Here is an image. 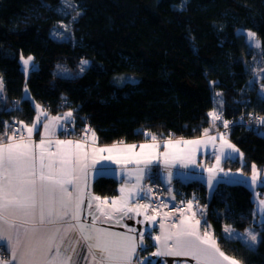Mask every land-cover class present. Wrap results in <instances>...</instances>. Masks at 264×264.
<instances>
[{"label": "trees", "instance_id": "obj_1", "mask_svg": "<svg viewBox=\"0 0 264 264\" xmlns=\"http://www.w3.org/2000/svg\"><path fill=\"white\" fill-rule=\"evenodd\" d=\"M71 4L76 11L69 8L65 16L58 11L61 0H0V133L4 122L32 124L36 104L52 115L71 111L70 132L87 126L102 144L142 141L151 134L159 139L196 137L208 128L210 134L227 135L244 154L243 164L228 158L226 167L249 175L255 165L264 173V126L257 123L264 117V0ZM60 23L68 28H58L63 37L54 38ZM243 29L256 34L258 53ZM176 41L189 44V65L173 57ZM22 56L34 58L28 74ZM81 60L89 61L83 73ZM124 75L133 78L118 83ZM208 90L222 93L223 105H215L221 120L208 115ZM222 120L230 122L227 128ZM149 178L162 183L157 175ZM118 186V179L108 175L98 176L93 184L103 197L115 196ZM172 188L175 198L195 200L205 208L227 254L242 264H264V225L256 221L248 184L225 179L210 192L201 179L176 177ZM229 224L239 231L261 227L260 242L251 246L226 240L223 227ZM147 242L149 253L154 242L150 236Z\"/></svg>", "mask_w": 264, "mask_h": 264}, {"label": "snow or ice", "instance_id": "obj_2", "mask_svg": "<svg viewBox=\"0 0 264 264\" xmlns=\"http://www.w3.org/2000/svg\"><path fill=\"white\" fill-rule=\"evenodd\" d=\"M69 8L76 11L71 0H61V8L58 11L67 16L70 15ZM79 15L77 11V17ZM75 19L76 17H73L74 21ZM60 27L68 28L67 25ZM62 35L55 30L52 33L54 38ZM248 37L251 43L260 46L255 33L249 32ZM32 60L33 57L29 56L23 59V64L28 66ZM88 64L89 61L81 60L79 72L83 73ZM25 91L27 92V89ZM2 93L3 79L0 78V97ZM215 95L221 97L222 93L217 92ZM215 103L223 105L222 99H217ZM16 104L18 105L19 101ZM35 109L43 113L48 122L41 121L39 115L30 125L20 121L22 129L4 122V132L0 133V264H73L78 247L83 253L81 258L85 264H160L152 258H165L162 264H168L166 258H190L195 264H242V261L229 257L221 250L217 238L210 231L211 225L207 224L203 214L197 219V205L194 200L187 201L185 207L173 206L170 212L164 213V219L158 222L162 235L150 234V238L155 241L152 245L155 251L147 256L140 255L148 251L149 246L145 244L147 230L128 235L96 227L99 217L93 212V202L96 213L105 220H115L117 224L129 213L144 215L145 220L156 221L159 206L153 207L150 203L139 202L130 206L133 196H138L139 200L145 199V195H140L144 192L140 185L146 169L158 162L161 156L165 165L180 164L188 167L189 164L195 163L197 147L216 139L208 136V128L203 129L204 136L198 139H168L162 153L156 151L159 144L155 134H151L152 143L125 145L123 141H119L117 143L124 145L123 148H118L115 143L111 146L96 147L95 131L87 126L83 129L82 139H53V122L62 118L48 117L46 110L39 104L35 105ZM72 115L71 111L65 113V122H68ZM208 115L214 120L222 119V112L216 108ZM72 123L74 125V121ZM222 123L227 128L230 122L222 120ZM257 123L264 126V117H259ZM24 130L27 136L23 134ZM59 130L62 133L70 131L63 125L59 126ZM89 132L91 143L88 140ZM142 134L149 135L147 132ZM34 136H39V140H35ZM220 140L222 149L227 147L232 152H239L222 133ZM181 144L186 147H180ZM137 147L139 152L134 151ZM89 148L91 152L88 151ZM105 152L108 153L107 156L100 155ZM222 155L231 158L223 152L216 155L215 166L207 169L210 174L216 170L222 171L219 169ZM101 161L125 166L136 165V183L131 186L122 184L118 196L101 197L89 193L86 202L84 190L87 187V169L91 166L97 175L115 172L114 169L105 168L100 164ZM98 164L100 167H96ZM141 165L143 167H140ZM252 173L251 182L256 184L259 173L255 165L252 166ZM131 175L132 172H129V176ZM227 175L225 173V176ZM171 176L172 173L169 172L168 177ZM213 179L215 177L210 175L209 185ZM260 183L264 184V180ZM151 191V188L147 189V192ZM85 203L86 215L91 217L89 222L83 219ZM181 203L185 204L184 201ZM261 203L264 204V201ZM164 206L167 207L166 204ZM149 209L155 214L148 215ZM172 211L179 213V216L172 223L166 224L165 221ZM114 213L121 215L117 219ZM129 232L136 230L129 228ZM223 232L226 240H243L251 246L260 242L258 234L251 228L238 233L229 224L223 227ZM5 251L9 254L7 258L3 255ZM174 264H188V260L174 261Z\"/></svg>", "mask_w": 264, "mask_h": 264}, {"label": "crops", "instance_id": "obj_3", "mask_svg": "<svg viewBox=\"0 0 264 264\" xmlns=\"http://www.w3.org/2000/svg\"><path fill=\"white\" fill-rule=\"evenodd\" d=\"M51 116H60L62 118L59 121L53 122V124L55 125L52 129V131H53L52 138L53 139L59 138V139L76 140V139L84 138L83 130L76 132L75 134H73L70 131H68L67 133H62L59 130L60 125H63L66 129H70L69 121L71 118L69 119L68 122H65V120L63 119L64 115H52V114L48 115V117H51ZM43 121L48 122L47 120H45V118ZM203 136H204V134L200 135V136H196V137H178V138H167V139L157 138V143L159 144V148L156 151L158 153L164 152L165 151L164 144L166 143V141L168 139H172V140H177V139L194 140V139L201 138ZM208 136L216 137V139L214 141H210L206 144H201L197 147V153L195 156V163L189 164L188 167H183L180 164L165 165L163 157L161 156L159 158L158 162H154L152 165L149 166L148 169H146L145 177H144L143 181L141 182L140 187L144 189V185H145L146 181L149 179V177H151L152 175H157L159 177V179L162 181V184H164L165 187L167 188L166 190L169 191V189H170L169 193L172 195L173 194V188L172 187H173V179L174 178L177 177V178H180L184 181H189V180H193L196 178H200V177H197L195 175H198L200 170H206L209 167H212L213 164H215V161H214L215 156L217 155V151L219 150V147L222 144V141L220 140L219 135L208 133ZM39 138H40L39 136H34L35 140H39ZM204 138L207 139V137H204ZM88 140H89V143H91V133L90 132L88 133ZM123 142L125 145L126 144L139 145L142 143H152V140H151V138H147V139L142 140V141H123ZM114 143L117 144L118 148L124 147V145H122V144H118L117 142H114ZM114 143L102 144V143H99L98 139H97L96 140V147L111 146ZM54 147H55V145H53V149H54ZM180 147H186V146L181 144ZM88 151L91 152V148H89ZM134 151L139 152L140 151L139 147L134 149ZM229 153L230 152H228L227 154L229 155ZM100 155L107 156L108 153L105 152V153H101ZM229 156L232 157L231 155H229ZM100 164H102L105 168L115 170L114 174L109 172V173L103 174V175H108V176H112V177L117 178L119 181L118 190L122 184H128L129 186H131V185L136 183L135 178H134L135 177L134 169L137 167L136 165H131V164H129L127 166L122 165V164L118 165V164L112 163L111 161H101ZM100 164H98L96 167H100ZM140 167H143V165H141ZM225 168H227V167L225 166ZM129 172H132L131 176H129ZM169 172L172 173V176L170 178L168 177ZM237 172H238L237 170H236V172H230V173H227L226 171H223V172L220 171V173H218L217 175L215 174L217 177H215V175H214V177H215L214 181L217 180L216 183H218L219 181H222V179H228V177L233 176V174H235L237 177H241V175H239V173H237ZM225 173H227L228 175L225 176ZM98 176H100V175H97L91 166L87 169V177H86L87 187L84 190L86 202H87L89 193L99 195L96 192H94V187H93L94 181ZM164 177L167 179V181H169L171 183V185H166V183L163 182ZM201 180H202V178H201ZM137 192H139V189H137ZM143 194H144V192L140 193V195H143ZM118 195H120L119 191L115 196H118ZM99 196H101V195H99ZM101 197H103V196H101ZM137 200H138V196H133L132 200L130 201V206L132 204H135ZM139 201H140V203H147V202H142L141 200H139ZM194 204L197 205V207L195 209L197 211V219L201 218V214H203L204 218L206 219L207 218V211L205 210V208L200 207L195 202V200H194ZM153 207H156V206H153ZM171 209L172 208L170 206V203H168L167 207L159 206V214L157 215L159 218L156 221L155 227H154V234L155 235H162L158 222L160 220L164 219V213L170 212ZM108 210L111 211V209H108ZM86 212H87V209H86V203H85V213L83 214V219L85 220V222H89L91 220V217H88L86 215ZM93 212L95 215H97L99 217V219L97 220V224H96V227H99V228H101V225H103V228H107V229L113 228V229H116L119 231L123 230L126 232V231H128V229L126 227H121V225H125V223H124L125 219H128L129 225L136 226V223L139 221L138 223L141 224V228L143 227L142 220H144V215L136 216L135 213H129L128 216H125L123 218V220L121 221L120 224H117L115 222V220H105V218L103 216H101L99 213H96L95 212V202H93ZM147 214L148 215H154L155 213H153L152 210L150 209V211ZM113 215H114V217H116L118 219L121 214L120 213H114ZM178 216H179V213L172 211L170 217L165 221V223L166 224L172 223L173 220L176 219ZM129 217H131V218H129ZM137 219H139V220L137 221ZM102 221H104L106 223H102ZM149 223H150V221L147 220L148 225H149ZM207 224L211 225L208 221H207ZM211 228H212V225H211ZM210 231L214 234L213 228L210 229ZM221 250L224 251L222 248H221ZM225 254L228 255L229 257H232L229 254H227L226 252H225ZM3 255L5 258H7L9 254H8V252L5 251L3 253ZM82 255H83V253L81 252V249L78 247L77 248V255L74 256V258H73V264H85V262L81 258ZM178 259H182V260L187 259L188 261H192L190 258H169L171 263H174V261H176ZM192 262H195V261H192Z\"/></svg>", "mask_w": 264, "mask_h": 264}, {"label": "rangeland", "instance_id": "obj_4", "mask_svg": "<svg viewBox=\"0 0 264 264\" xmlns=\"http://www.w3.org/2000/svg\"><path fill=\"white\" fill-rule=\"evenodd\" d=\"M60 25H63V24H56L55 26H56V28H54V30L55 31H57L58 33H61V30H59L58 31V28H62V27H60ZM53 30V31H54ZM244 30V32H245V34H246V36H247V38H248V40H249V37H248V33L249 32H252V33H254L253 31H251V30H248V29H243ZM63 34V33H62ZM256 35V34H255ZM65 36V35H64ZM60 37H63V35L62 36H60ZM256 39L257 40H259L258 38H257V36H256ZM249 42H250V40H249ZM250 44L252 45V47L254 48V50L258 53L259 51H260V47L261 46H255L253 43H251L250 42ZM190 52H191V50H190V47H189V44L188 43H186V42H182V41H176L175 43H174V46H173V49H172V55H173V57L176 59V60H178L179 62H181L182 64H184V65H189V55H190ZM23 57V59H27L29 56H22ZM31 57H33V56H31ZM23 59H22V63H23ZM32 64H34V58H33V60L32 61H30L29 62V65L28 66H25L24 64H23V68H24V70L26 71V73L28 74L29 73V71H30V66L32 65ZM64 72V71H63ZM65 73V72H64ZM66 73H69V71L67 70L66 71ZM255 77H258V78H260L261 77V72H256V75H255ZM131 78H133L132 77V75L131 76H129V75H124V77H121V78H118L119 80H118V83H124V82H126L127 80H130ZM124 79H126V81L124 80ZM119 81H122V82H119ZM213 85V84H212ZM211 85V86H212ZM211 86L209 87V88H211ZM26 89H27V92L25 91V93H26V95L27 96H30V91H29V89L26 87ZM215 93H217V92H215V91H211V90H208L207 91V93H206V101H207V104H208V107H209V111H212L214 108H215V105H216V103H215V101L217 100V99H222L221 97H216V95H215ZM39 115V118L43 121L44 120V118H45V116L43 115V113H40V112H38L37 113V116ZM47 115H49L48 114V112H47ZM36 116V117H37ZM44 117V118H43ZM69 124H71V123H69ZM224 137H225V139L229 142V143H231V144H233V145H235V147L239 150V152L237 153V152H232V150L231 149H229V148H227V147H224V149H222L221 148V146L219 147V150L217 151V155H221V152H223V153H225V154H227L228 152H230L229 153V155H231L232 157L231 158H229V159H234V160H238L239 162H240V164H243V162H244V160H245V157H244V154H243V152H242V150H241V148L239 147V145L238 144H236L235 142H233L232 140H230L229 139V137L226 135H224ZM242 154V155H241ZM227 159L228 158H226V156H224V155H222L221 156V162H220V165H219V169H222V172L223 171H226L227 173H230V172H236V170L238 171L237 173H239V175H241V177H237L235 174H233V176H230V177H228V179H226V180H228L229 182H233V181H235V182H245L246 184H248L249 186H250V188L252 189V191H253V196H254V200H255V212H256V216H257V218H256V221L258 220V222H259V224H261V226H263L264 225V204H262L261 203V201H264V193H261L260 191L261 190H264L263 188H261V186L263 185V184H261L260 183V181L261 180H264V173H260L261 171L258 169V168H256L257 169V171H258V173H259V175H258V177H257V183L256 184H253L252 182H251V180H252V175H253V173H251V174H249V175H247V174H245L243 171H241V170H239V169H233V168H231V167H227V168H225V165H224V163L227 161ZM215 161V160H214ZM215 166V164H213V166L212 167H214ZM240 168V167H239ZM218 173H220V170H216V171H214L212 174H210L208 171H207V169L206 170H200V172L198 173V175H195V176H197V177H200V178H196V179H201L202 178V180L205 182V184L207 185V187H208V189H209V191H213L216 187H217V185L219 184V182L218 183H216L217 182V180H215L214 181V179L212 180V183H211V185H209V176L210 175H212V176H214L215 174L217 175ZM215 175V177H217ZM165 176V175H164ZM194 177V176H193ZM222 180H225V179H222ZM163 182H165L166 183V185H171V183L169 182V181H167V179L164 177L163 178ZM215 184V185H214ZM137 202H139L140 203V201H139V199L136 201V203ZM147 203H149V202H147ZM150 211V209L148 210V212ZM158 216L156 215V221L158 220ZM139 219H137V221H138ZM156 221H150V223H149V225L147 224V220H142V224H143V227L141 228H139V223L137 222L136 223V226H134V225H129V222H128V219H125L124 220V223H125V225H128V227H126L127 229H128V231H123V230H116V229H113V228H110V230L111 231H114V232H123V233H126V234H128V235H136L137 234V232H140V231H145V230H147V231H145V244H147V243H149V242H147V237L148 236H150V234L152 235V236H154L155 234H154V227H155V223H156ZM102 223H106V222H104V221H102ZM121 227H123V226H121ZM101 228H103V225H101ZM129 228H134L135 230H136V232H129ZM249 228H251L255 233H257L258 234V237H259V239H260V228H255V227H249ZM212 229V228H211ZM238 233H243L244 231H239V230H236ZM154 243H155V241L154 240H152ZM152 251H155V248H153V250H151L149 253L148 252H142V253H140V255L141 256H147V255H149ZM152 259H156V260H158L159 262H160V264H162V260L163 259H165V258H152ZM167 260H168V264H174V263H171L170 262V260H169V258H166ZM179 260H182V259H178V260H176V261H179ZM134 264H135V262H134ZM188 264H195V262H192V261H188Z\"/></svg>", "mask_w": 264, "mask_h": 264}, {"label": "built area", "instance_id": "obj_5", "mask_svg": "<svg viewBox=\"0 0 264 264\" xmlns=\"http://www.w3.org/2000/svg\"><path fill=\"white\" fill-rule=\"evenodd\" d=\"M12 126L16 128H21V129L23 128V126L17 122L12 124ZM23 134L27 136L26 130H24ZM148 188L152 189L150 193L147 192ZM166 189L167 188L164 186V184L160 183L159 181L149 178L144 185L143 195H145V199L141 201L149 202L153 206H164L165 204L168 205V203H170L171 208L173 206L185 207L186 202L188 201L185 197H182L179 199L177 198L173 199V195H171L169 191H167ZM181 201H184L185 204H182Z\"/></svg>", "mask_w": 264, "mask_h": 264}, {"label": "water", "instance_id": "obj_6", "mask_svg": "<svg viewBox=\"0 0 264 264\" xmlns=\"http://www.w3.org/2000/svg\"><path fill=\"white\" fill-rule=\"evenodd\" d=\"M141 227V224L139 223V228Z\"/></svg>", "mask_w": 264, "mask_h": 264}]
</instances>
